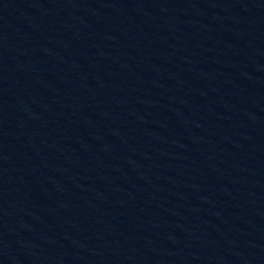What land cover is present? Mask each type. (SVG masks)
I'll return each instance as SVG.
<instances>
[{
    "label": "water",
    "instance_id": "obj_1",
    "mask_svg": "<svg viewBox=\"0 0 264 264\" xmlns=\"http://www.w3.org/2000/svg\"><path fill=\"white\" fill-rule=\"evenodd\" d=\"M0 264H264V0H0Z\"/></svg>",
    "mask_w": 264,
    "mask_h": 264
}]
</instances>
